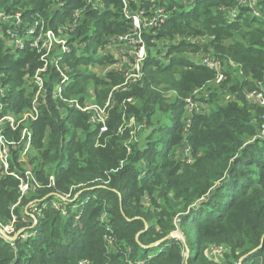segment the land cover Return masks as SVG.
Instances as JSON below:
<instances>
[{
	"label": "trees",
	"instance_id": "obj_1",
	"mask_svg": "<svg viewBox=\"0 0 264 264\" xmlns=\"http://www.w3.org/2000/svg\"><path fill=\"white\" fill-rule=\"evenodd\" d=\"M111 4L121 8L117 19L108 17ZM132 6L171 15L162 30L144 33V74L125 83L119 72L103 78L86 65L109 62L95 56L94 45L133 32L123 0H0V78L10 85L3 98L9 109L30 105L24 87L46 52L44 39L34 44L37 35L67 26L75 28L62 65L74 77L67 94L92 87L95 102L113 105L103 132L91 121L93 111L51 98L30 124L37 151L28 163L41 186L13 208L19 179L0 168V222L12 221V234L19 233L14 241L0 238V264H264V107L247 94L264 86V0L256 9L240 0ZM179 33L195 41L173 42ZM164 40L156 60L151 49ZM186 51L215 58L221 82ZM51 77L49 89L55 70ZM188 98L205 107L183 119ZM12 153L10 170L22 174L20 152ZM177 228L185 241L171 237L145 248ZM213 246L223 247L218 260L206 254Z\"/></svg>",
	"mask_w": 264,
	"mask_h": 264
},
{
	"label": "rangeland",
	"instance_id": "obj_2",
	"mask_svg": "<svg viewBox=\"0 0 264 264\" xmlns=\"http://www.w3.org/2000/svg\"><path fill=\"white\" fill-rule=\"evenodd\" d=\"M153 0H151L152 2ZM155 1V0H154ZM132 2H133V5L138 7L139 6V0H123V12H124V8L127 7L128 11H133L134 9L132 8ZM259 4V0H257L256 2V8H259L258 6ZM97 6H100L101 4L99 2L96 3ZM101 7V6H100ZM108 8V6H107ZM111 13L108 15V17L110 19H117V13H119L120 11V7L116 6V5H110L109 8H108ZM133 9V10H132ZM153 10V7L150 6L149 8V13L147 15H145L146 11H143V17L141 18L142 21H148V20H151L152 18V13L151 11ZM135 11V10H134ZM167 14H168V18L170 17L171 15V12L170 11H167ZM130 21H132V18H130ZM132 24V22H131ZM137 27V26H136ZM165 27V25L162 27H158V28H155V29H150L151 31H160L162 30L163 28ZM62 29V28H61ZM75 28L72 27V26H67L65 27V29L63 30H60L58 33V36L55 35V37L51 36L49 39L51 40V42L53 43V47H52V50L53 51H56L58 49H60L62 47V41H66L67 39H69L70 37H72L74 34L73 32L75 31L74 30ZM138 29V28H137ZM140 41H138V32L139 30H135L133 28V25H132V31L131 33H128V34H121V35H125V39L121 42H119V45H117V47L113 46L111 44L112 41H109L108 43H106L105 45H94V48L97 50V52L95 53V56H98V57H103V58H110L109 59V62L106 63V64H92V63H88L86 64L87 65V71L89 73H95L96 75L100 76V77H103V78H106L107 74L109 72H119L124 78H125V83L127 82H131V81H135L133 80L132 78H130V80L127 81V72L129 73L130 76H132L133 74H140V76L136 79V80H139L140 78H142L143 74H144V71H143V66H145V62L143 63V65H141L140 67L138 66V63H141L142 61H139L137 60V54H135L138 50V47L140 45H144V52L147 53V55H149V46L147 44V41L146 39L144 38V33H146L148 30L146 27L143 28V26L140 24ZM32 32H28V35H31ZM180 34V33H179ZM177 34L174 39L173 42H179L180 40L182 39H188V37H185L184 35H179ZM135 37L137 39H135ZM190 38V37H189ZM18 42L21 41V40H17ZM166 40L164 41H160L158 42L159 44L157 45V47H154L151 49V56L156 59V60H160L162 57L158 54L159 53V50L158 49H164L167 45L168 42H165ZM202 41H206V39H202ZM75 51H78V49H74ZM189 51H186V55H188L189 57L192 56V58L194 57V61H199L201 60L204 56H209L210 54L206 55L205 53H203V51H196V52H190L188 53ZM191 54V56H190ZM52 55V54H51ZM134 58H136V64L134 63ZM121 59H124L126 61V63L128 64H123V62H121ZM130 59V61H129ZM85 65V66H86ZM122 67H124V69H122ZM221 68V67H220ZM4 74H2L1 76H3ZM0 76V77H1ZM29 79V78H28ZM44 82H45V87L46 89H48L49 87V84L51 83V78H50V73H46L45 74V78H44ZM0 86L2 87H7V89H10V85L8 84H5L4 81H2V79L0 78ZM121 85H118L116 87L113 88V90H116V89H119ZM213 85L211 86H207V88H210L212 87ZM26 89V93H24V96L28 97L30 99L29 103L30 105H26L24 106L20 111H18L17 113H15V116L17 117V119L19 120L18 121V126L16 129H13L11 127V130L13 131H10L12 133H9L10 134V137L8 136L9 134H4V138H5V143L8 145V143L10 142L9 140H12L14 138H17L18 137V140L19 141H22V137L25 135V133L27 131L30 132V124L37 121L38 118L40 117L41 113H42V110L43 108H46L47 110H49V106H48V101L49 99L47 98V102L44 103V98H43V93H44V89L40 90V93L38 92L36 86L31 82V80L29 79V82L25 84V87ZM82 89L80 90H75L73 92H71L68 97L72 98V99H76L79 103H80V106L85 108L87 110H85L84 112H91L93 111V115L92 116H95L94 118H91V121L92 123H94L93 121H97L98 119H100L101 117H107L106 120L107 121H110L111 118H110V112L113 108V105L110 104V101L109 99L105 102V103H102V102H95V97L94 95L92 94L93 93V90H92V87H88L87 88V91L86 93H81L80 96H77L76 93L80 92ZM259 90V89H258ZM198 92L197 95H199V91H196ZM261 92H264V88L261 89ZM30 94V95H29ZM249 94V93H247ZM112 93L110 94L109 98L111 97ZM173 93H169L168 96H172ZM38 96H41L38 98ZM83 97V98H81ZM169 100H171V98H168ZM3 102H5L3 100ZM34 102L36 103H39L40 106L32 112V109H33V106H34ZM259 104V103H258ZM257 104V105H258ZM202 105H205V104H201L200 107H202ZM261 107H264V105H261L259 104ZM187 109V108H186ZM188 109H191V112H189L188 110L186 111L187 113L184 115V118H190L192 117L193 115V111H192V108L190 106H188ZM196 113V111H195ZM199 113H202L199 112ZM29 114H32L33 115V118L32 117H29L28 115ZM28 116V117H27ZM263 120H264V116H263ZM106 121V123H107ZM127 122L125 121L124 125L126 124ZM130 123L133 124L132 121L128 122L126 125H128ZM124 125H120L119 127V131H122L125 126ZM29 127V128H28ZM108 127V123H107V126ZM107 130V129H106ZM104 129V131H106ZM101 132H103V129L100 130ZM16 132L18 133L17 137L14 136V134H16ZM9 140H8V139ZM129 143V142H127ZM32 149V151H31ZM29 151L27 153L25 152H22L24 155L21 157V159H17V162L18 163H23V173L24 174L25 172L29 175V179L27 180L28 182V189L26 191V195L29 193V191L31 189H34V187H40L41 186V183L39 182V179L35 176V173L33 171V165L30 163H28L29 161V157L31 159L32 157V152H33V155L36 154V148L34 147L33 145V142L32 144L30 145V148L28 149ZM24 158V159H23ZM13 160V156H12V159L10 161ZM22 160V161H21ZM20 161V162H19ZM14 177V176H13ZM20 185V183H19ZM48 187H52L54 186V182L52 181L51 179V175L49 176V183L47 185ZM19 201L13 206L16 207L17 205H19ZM14 215V214H13ZM1 223V222H0ZM11 223L12 221H10L9 223H7L6 225L7 226H11ZM5 226V225H4ZM179 231H181L179 228H177ZM9 236H12L10 234H7ZM7 239V238H6ZM8 240V239H7ZM156 252V251H154ZM223 252V247L222 246H213L211 248H207L206 249V254L209 256V257H212L216 260L219 259V256L220 254ZM88 262H86L87 264Z\"/></svg>",
	"mask_w": 264,
	"mask_h": 264
},
{
	"label": "built area",
	"instance_id": "obj_3",
	"mask_svg": "<svg viewBox=\"0 0 264 264\" xmlns=\"http://www.w3.org/2000/svg\"><path fill=\"white\" fill-rule=\"evenodd\" d=\"M256 2L257 0H240V3H242L243 5L248 6V7H254V9H256ZM149 12L150 11L146 12L145 15H147ZM151 13L153 15L151 20L142 21L141 18L143 17V11L138 13V11L137 12L128 11L127 7L124 8V15L127 16L129 19L132 18L131 22H132L133 28L135 30H139L138 41H140V31H141L140 24L143 26V28L146 27L147 30L149 31L150 29H155V28L162 26L165 23V21L168 19V14L165 8H162V7L157 8V9L153 8ZM256 14H258V12ZM237 15H238L237 9H234L233 13H231L230 16L228 17V20L234 21ZM55 35L58 36V34L52 32V30H48L45 33L41 32L37 35L34 44L39 45L40 39H44L45 41L44 43H42V46L46 48V52L41 55V59L44 62V64L41 66V68H38L37 70H35V72L31 75V77H29V79L36 86L39 93H40V90L44 89V93H43L44 103L47 102V98L48 99L51 98L54 101H57V102L62 101L66 103L68 106L72 107V109L76 108L81 111H85L88 108L86 109V107L85 108L81 107L80 103L76 99H72L68 97L67 91L73 85L74 77L68 74L67 72H64L62 69V65L64 64V61L67 58L66 54L71 51V48H69V45H67V41H62V47L56 51H53L52 50L53 43L51 42L49 38L51 36L55 37ZM124 37L125 35L118 36L117 39L112 40L111 44L117 47V45H119V42L125 39ZM135 39L137 38L135 37ZM187 40L190 42H193L195 41V38L193 39L188 38ZM135 54H137V60L142 61L141 63H138V66L140 67L141 65H143V63L147 59V53L144 52V45H140ZM121 62H123L124 65L127 64L124 59H121ZM134 63L135 64L137 63L136 58H134ZM195 63L197 65H205L207 67L215 69L218 72L217 82H221V80L223 79L222 70L220 68L221 66L215 58L214 59L211 58V55L204 56L201 60L195 61ZM122 69H124V67H122ZM53 70L56 71L57 77L52 83V86L50 87V89L49 88L46 89L45 82H44L45 74L47 72L50 73V78L52 81L51 72ZM139 76L140 74H133L132 76H130L129 73L127 72V81L130 80V78H132L133 80H136ZM262 88H264V86H261L259 90L257 89V90L252 91L251 93L248 94V97L254 100L256 103L264 105V92H261ZM9 91L10 89H7L6 86L5 87L0 86V113H3L2 116L0 117V168L4 169L6 174L12 175L16 177L17 179H19V183H20L19 188L21 192V196L19 198V202H20L22 197L26 195L25 193L28 189L27 180L29 179V175L26 172L24 174H19L18 172L11 171L10 170V165H11L10 160L12 159V156H13V153H12L13 150H18L20 152L21 157L24 155L22 152L27 153L29 151L28 149L30 148V145L32 144V129L28 127L30 129V132L27 131L25 133V135L22 137L23 139L22 141H19L17 138H14L12 140H9L7 138L10 141L8 145L4 142L5 138L3 135L9 134L10 131H13L11 130V127L13 129H16L19 124L18 123L19 120L15 116V113L17 112L15 110H12V108L9 109V104L3 102V98L8 97ZM196 91H199V90L194 91L197 94L198 92ZM39 97L41 96H38V98ZM39 106H40L39 103L34 102L32 112L35 111ZM188 106L192 108V111L194 112L196 111V113L203 111V108L205 107V105H202V107H200L201 104L197 105L194 101H192L191 98L187 99V106H186L187 110L191 112V109H188ZM28 116L33 118L32 114H29ZM94 117L95 116H92L91 118H94ZM106 118L107 117H101L97 121L94 120L93 122L96 124L102 123L101 129H103L104 131V129L105 130L107 129ZM186 154H187V151H186ZM51 179L52 181H54V176H51ZM36 222H37V219L34 220V223ZM0 229H1L0 238L3 237L6 239L7 234L13 235L12 233L14 231V227L12 223H11V226H7V225L4 226L0 223ZM22 236L24 238L28 237L27 234H24ZM138 264H143V262H139Z\"/></svg>",
	"mask_w": 264,
	"mask_h": 264
},
{
	"label": "water",
	"instance_id": "obj_4",
	"mask_svg": "<svg viewBox=\"0 0 264 264\" xmlns=\"http://www.w3.org/2000/svg\"><path fill=\"white\" fill-rule=\"evenodd\" d=\"M0 230H1V229H0ZM18 236H19V233L15 234V235H13V236L6 235L7 239H9V240H11V241L17 239ZM171 237H180L182 240L185 241V238H184L182 232L179 231L178 229H176V230L172 231L169 235H167L162 241H159V242H156V243H152V244L146 246L145 248H146V249L154 248V247H156L159 243H161V242H163V241H165V240H167V239H169V238H171ZM263 245H264V237L262 238V243H261V246H260V247H263ZM188 254H189V251H187L186 255H188ZM243 259H244V258H241V259H240V262H242Z\"/></svg>",
	"mask_w": 264,
	"mask_h": 264
}]
</instances>
